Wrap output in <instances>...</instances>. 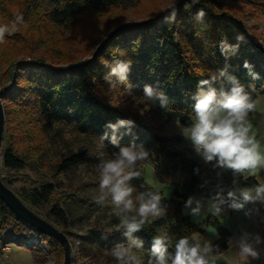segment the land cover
I'll return each instance as SVG.
<instances>
[{"label": "trees", "instance_id": "obj_1", "mask_svg": "<svg viewBox=\"0 0 264 264\" xmlns=\"http://www.w3.org/2000/svg\"><path fill=\"white\" fill-rule=\"evenodd\" d=\"M21 1L23 4L19 0H0V25H3L8 6H20L24 10V21H29L31 17L37 18L55 24L62 30L71 29L84 13L100 12L106 8L117 10L109 16L107 31L101 28L91 41H85L84 48L88 50L86 58L69 56L62 58L61 63L60 56L55 59L49 55L17 58L20 50L13 44L17 30L9 29L3 43H0V89L3 88L1 100L5 113H9L8 104H13L16 110L32 113L35 120L44 125H65L76 132L90 134L102 149L116 152L119 148L110 142L112 131L106 129L105 125L116 123L117 118L134 121L131 134H126L127 126L121 127L116 133L119 144L143 146L149 152V157L135 166L140 177L128 183L138 194L148 190L159 192L166 211L159 217H149L151 223L144 224L141 231L128 237L123 230H117L120 220L113 211L114 206L108 201L101 204L92 197H83L74 192H58L53 181L32 178L25 173L22 178L28 185L13 187L11 184L18 178L16 174L30 166L11 126L8 124L6 128V122H10L8 117L4 121L0 145L2 169L8 175L0 174L2 181L30 210L53 224L61 225L60 230L67 238L69 231L65 227L72 216L69 212H73L76 205L98 211L103 218L108 216L107 222L114 223V228H102L95 224L84 233L77 234L78 245L75 246L81 257L76 260L71 247L70 264H117L107 250L118 243L127 246L134 240L143 242V248H134V251L141 257L143 264H147L153 237L165 232L172 241L169 255H174V245L179 238L191 237L204 229L184 214L182 209L188 198L220 194L227 199L229 191L226 185L216 181L217 175L205 178L201 164L186 153L168 151L172 138L161 133L162 122L174 119L182 125L193 124L195 101L192 96L197 90V83L201 79H208L213 72L226 70L227 73L223 80L205 86V90L215 88L218 95L221 90L228 91L231 88L229 76L239 80L245 88L264 91V0H198L195 4L192 0H167L155 4L148 13H134L129 9V6L136 5L137 0ZM169 6H174L177 12L176 21L171 24L164 20ZM123 8L125 12H122ZM200 8L206 12L203 22L195 19ZM18 13L21 14L20 9ZM101 33L104 34L102 38ZM237 36H243V41H238ZM7 41H11L12 45L3 48L2 45ZM222 41L230 45L238 44L235 54L231 51L227 52V57L222 54ZM95 43L98 44L90 53ZM71 50L82 51L83 46ZM117 60L131 61V70L124 84L117 83L115 88H111L104 77ZM246 61L251 65V71L259 74V79L249 75V69L244 67ZM145 84L153 85L168 97L166 108L160 107L159 101L146 100L143 95ZM251 98L255 102V97ZM106 131L109 139H103ZM88 156L89 152L84 149L71 153L61 159L56 170L62 172L78 166L87 161ZM163 157L167 162L164 171H185L191 175L187 185H174L169 197L147 182L143 169L144 163L159 166ZM13 171L16 173H9ZM238 175L244 177L245 186H256V179L248 176V172ZM73 190L79 191V188ZM203 223L215 226L218 238L213 246L218 252L225 250L229 231L214 215H207ZM27 226L40 239L48 242L58 264H64L62 242L56 236L28 224L0 196V254L9 242L16 241L26 244L33 251L36 264H46L48 256L40 248L41 242L29 246L31 241L27 240L28 236L20 237ZM106 229H111V233L106 234L107 239L103 238ZM70 235L76 233L70 231ZM69 243L72 246L70 240Z\"/></svg>", "mask_w": 264, "mask_h": 264}, {"label": "clouds", "instance_id": "obj_2", "mask_svg": "<svg viewBox=\"0 0 264 264\" xmlns=\"http://www.w3.org/2000/svg\"><path fill=\"white\" fill-rule=\"evenodd\" d=\"M197 2L198 0H192L193 4ZM176 15L175 7L169 6L168 14L164 18L165 22L174 23ZM205 15V10L200 8L195 14V19L198 22H203ZM23 23L22 14L15 16L11 25L12 30L14 31L18 24ZM8 31L7 25H0V43H3L5 33ZM236 39L243 41V36H237ZM238 47V44L230 45L227 41H222L220 44L221 52L226 57L228 51L235 54ZM130 66L131 61H115L110 67V71L105 75V81L111 88H115L117 83L124 84L128 79ZM244 67L249 69V75L253 79H259V74L251 71V65L247 61ZM226 74V70H220L211 73L208 79L198 81L197 90L192 96L195 101L194 123L191 127L183 128V133L191 139L196 152L203 157L206 163L214 162L213 167L232 170L234 175H238L252 171L264 164V156L259 151L256 137L249 135L251 125L248 123L247 117L249 112L255 110V102L246 91L245 85L229 76L228 79L232 86L228 91L221 90L218 95L215 88L209 87L205 90L206 85L223 80ZM143 95L148 101H159L162 108H166L168 105V97L151 84L144 85ZM176 123L179 125V120ZM133 124L132 120L117 118L116 123L109 122L105 125L106 129L112 131L110 142L118 147L119 151L113 153L114 159H101L98 165L100 196L97 198V203L102 204L110 195L114 206L113 211L120 220L117 230H123L124 235L128 237H131L134 232L141 231L144 224L151 223L149 217H159L162 212L166 211L162 206V196L159 192L151 190L140 192L136 197L138 206L132 199L135 189L128 182L140 177L135 166L138 161L148 159L149 152L143 146L137 147L135 144L121 146L116 133L121 127L127 126L126 134H131ZM103 139H109L107 131ZM126 168L130 169L127 173L125 172ZM215 200L218 202H214L210 209L214 215H219L220 205L228 203V201H231L229 207L236 210L243 209L246 204L255 203L257 200L264 203V184H258L255 189H241L239 196L236 192L229 191L227 200L217 194ZM192 204L193 197H189L185 203V209L191 208V215H199L200 201H196L197 206L194 208L191 207ZM107 233H111V229L105 230L103 238L107 239ZM246 236L247 234L239 242V255L249 259H259L260 251L255 245L264 241L257 235L254 243L249 242ZM171 242V238L166 232L154 236L147 264H169V260H171V264H216V261L209 259V256L218 254L217 248H214L210 241L201 243L196 234L191 237L179 238L174 245V255H169ZM229 244L232 245L231 239ZM134 248L142 249L143 242L134 240L127 246L118 243L107 252L117 264H143Z\"/></svg>", "mask_w": 264, "mask_h": 264}, {"label": "rangeland", "instance_id": "obj_3", "mask_svg": "<svg viewBox=\"0 0 264 264\" xmlns=\"http://www.w3.org/2000/svg\"><path fill=\"white\" fill-rule=\"evenodd\" d=\"M19 1L22 3L21 0ZM165 1L167 0H137L136 5L134 7L129 6V9L134 13H148L155 4L164 3ZM18 9H20L21 14L25 17L24 10L20 6L18 8L8 6L5 17L3 18V25H7L9 29H12L11 25L14 17L19 15ZM116 10L117 8H106L100 12L84 13L71 29L65 30H62L57 27V25L49 23L48 21L31 17L29 21H24L23 24H18L15 29L17 30V34L15 36L16 41H13V44L15 45V48L20 50L17 58L29 59L33 57L30 55H49L51 58L55 59L57 56H60L61 59L59 63L62 62V58L69 56L78 55L81 56L80 58H86L85 56L87 55L88 50L84 48L85 41H91L94 34L99 33L98 30L101 28H106L105 31H107L109 29L108 23H110L109 16ZM122 12H125L124 8L122 9ZM41 25L43 26L42 29L40 28ZM100 36L102 38L104 37V34L101 33ZM97 44L98 43L92 45L90 53ZM10 45H12V42L7 41L2 47L6 48ZM76 46H83V50H71ZM60 49H63L64 51L61 52ZM0 54H2L1 50ZM8 109V114H6L4 110L5 118H10V122H6V128L8 124L11 126L14 136L19 141L20 149L25 153L30 166V168L21 170L19 174H16L18 178L11 184L13 187L17 188L19 185L23 184L28 185V183L23 181L22 178V174L25 173L29 174L32 178L53 181L57 185L56 190L58 192H74L80 196L87 198L92 197L95 199L100 196V172L98 170V165L101 159H114L113 153H116V151L102 149L97 140L90 134L76 132L65 125H44L43 122L35 120L32 113L16 110L17 108H15L13 104H8ZM176 121L177 120L173 119L162 122L161 133L173 139H171L168 151L174 150L187 153L189 146H187V137L183 133L184 126L181 125V123L177 125ZM83 149L89 152V159L87 161L66 171L57 172L56 167L59 165L62 158L67 157L71 153H77ZM1 160L0 157V174L1 176H7V171L2 169ZM201 161H203V159H201ZM140 162L143 161H138L137 164L139 165ZM166 164L165 157H163L159 166L144 163L143 169L147 182L153 185L157 190L163 191L165 196L169 197L174 185H187L191 179V175L185 171L168 173L163 170ZM129 170L130 169L126 168L125 172L127 173ZM9 173L14 174L16 172L13 171ZM203 176L205 177V171H203ZM75 187H78L79 191L73 190ZM138 195L137 191L134 190L132 199L137 206L138 202L136 201V197ZM201 198L208 201V198ZM105 201L112 203L110 195L107 196ZM196 201H200L199 198L193 200V208L197 206ZM203 203L204 201H200L201 211L204 208ZM213 203L214 202H211L207 205L204 211L208 209V212L212 213L210 209ZM220 207L221 212L225 213V208L221 205ZM227 207H229V203ZM89 209H83L80 205H76L73 212H69L72 216H70L69 222L65 227L67 231H69L68 238L70 242L73 243L71 247L74 254H76V260H79L81 257L75 246L78 245L77 234L84 233L87 228L90 226L92 227V225L95 224L101 225L102 228L116 227L113 222H107L108 220L106 219L108 216L103 218L102 214L98 211ZM205 217L206 216L195 217V222L204 226L205 223H203V220ZM223 221L226 222L225 219H223ZM57 226L59 229L62 228L61 225ZM28 227L29 226L23 228V235L20 237L24 238L25 235L28 236L27 240L31 241L30 245L27 244L29 246L32 244H38L40 241V248L43 253L45 252L48 256L46 264H58V260L51 254L48 242L45 241V239H40V236ZM70 231L76 233V235H70ZM199 233L195 234L197 236L199 235L201 243L204 241H210L213 243L216 238H214V236H209L208 232L204 234ZM7 245L9 246V250L3 252L4 254H0V264H36L33 251L29 249L26 244H19L14 241L9 242ZM5 253L7 255L6 258H4Z\"/></svg>", "mask_w": 264, "mask_h": 264}, {"label": "crops", "instance_id": "obj_4", "mask_svg": "<svg viewBox=\"0 0 264 264\" xmlns=\"http://www.w3.org/2000/svg\"><path fill=\"white\" fill-rule=\"evenodd\" d=\"M245 89L251 97H255V110L249 113L247 117V121L251 125L249 135H254L256 137V141L259 144V151L261 155L264 156V91L259 92V90H261L259 88ZM191 125L183 126L185 128L191 127ZM186 141L188 143L187 146H189L187 150L188 152L186 154L201 164L203 171H205V178H213L214 175H217L216 181L219 184L226 185L228 187V191L236 192L237 196H239V192L241 189H255L258 184H264V164L248 172V176H252L256 179V186L248 187L243 184L244 177H241L240 175H234L232 170L215 168L213 167L214 162L206 163L203 157L199 155L194 149V145L191 139L187 137ZM201 159H203V161H201ZM201 197L208 198V201ZM215 197L216 196L206 197L203 195H196L193 197V200L199 198L200 201H204V208L197 216L191 215V208L185 209L184 207L182 210L184 214L188 215L194 221L196 219L195 217L198 216L207 217V215H213V213L208 212V209L206 211H204V209H206L205 207L211 202H218L215 200ZM228 203L230 204L231 201H228ZM228 203L221 205L225 208V213L220 212L219 215H214L229 231V238L227 240L228 247L222 252H218V254L209 256V259H214L216 261V264H264V242L255 245L256 248L260 251L259 259L245 258L240 256L238 253L239 242L242 238H245V234H247L246 238L249 242L254 243L257 235H259L261 237V240L264 241V203H261L259 200H257L255 203L246 204L243 209L239 210L227 207ZM223 219H225L226 222H224ZM203 227L204 229L201 233L204 234L208 232L209 236H214V238L216 237L215 240L218 238L215 226H213L212 224H204ZM197 237L199 238V235ZM230 239L232 241L231 246L229 244ZM6 257L7 255L5 253L4 258Z\"/></svg>", "mask_w": 264, "mask_h": 264}, {"label": "water", "instance_id": "obj_5", "mask_svg": "<svg viewBox=\"0 0 264 264\" xmlns=\"http://www.w3.org/2000/svg\"><path fill=\"white\" fill-rule=\"evenodd\" d=\"M3 92V88L0 89V145H1V139H2V131L4 127V121H5V115H4V109H3V103L1 100V94ZM6 190L11 191L20 201V204L12 199ZM0 196L6 200V202L9 204V206L15 211V213L23 218L25 221H27L28 224L35 226L37 229L41 231H45L49 234H52L56 236L63 244L64 250H65V258H64V264H70L71 262V246L69 243V240L65 233L61 231L57 226H55L53 223L43 219L40 217L37 213L30 210L24 202L20 199L19 196H17L12 189H10L7 185L4 184L0 177Z\"/></svg>", "mask_w": 264, "mask_h": 264}, {"label": "bare ground", "instance_id": "obj_6", "mask_svg": "<svg viewBox=\"0 0 264 264\" xmlns=\"http://www.w3.org/2000/svg\"><path fill=\"white\" fill-rule=\"evenodd\" d=\"M6 192L8 193V195L14 199L15 201H17L20 204V201L18 200V198L9 190H6Z\"/></svg>", "mask_w": 264, "mask_h": 264}, {"label": "built area", "instance_id": "obj_7", "mask_svg": "<svg viewBox=\"0 0 264 264\" xmlns=\"http://www.w3.org/2000/svg\"><path fill=\"white\" fill-rule=\"evenodd\" d=\"M6 250H9V247L6 245V247L4 248V252L6 251Z\"/></svg>", "mask_w": 264, "mask_h": 264}]
</instances>
